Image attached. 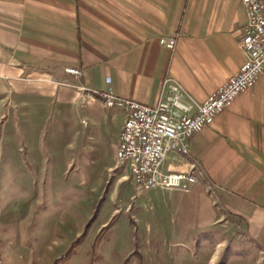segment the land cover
Wrapping results in <instances>:
<instances>
[{"label":"crops","instance_id":"1","mask_svg":"<svg viewBox=\"0 0 264 264\" xmlns=\"http://www.w3.org/2000/svg\"><path fill=\"white\" fill-rule=\"evenodd\" d=\"M246 22L239 0H0V135L56 133L62 113L84 112L118 142L124 115L106 111L102 93L153 106L172 79L200 104L245 62ZM171 37L173 50L160 45ZM186 148L169 147L160 169L197 183L147 192L155 231L170 240L229 233L247 256L240 264H264V75Z\"/></svg>","mask_w":264,"mask_h":264},{"label":"rangeland","instance_id":"2","mask_svg":"<svg viewBox=\"0 0 264 264\" xmlns=\"http://www.w3.org/2000/svg\"><path fill=\"white\" fill-rule=\"evenodd\" d=\"M61 116L56 133L14 127L0 135V264L245 262L229 233L170 240L156 232L142 204L147 192L116 159L118 142L84 112Z\"/></svg>","mask_w":264,"mask_h":264},{"label":"built area","instance_id":"3","mask_svg":"<svg viewBox=\"0 0 264 264\" xmlns=\"http://www.w3.org/2000/svg\"><path fill=\"white\" fill-rule=\"evenodd\" d=\"M246 11L247 22L241 38L246 60L225 84L207 100L194 104L192 98L175 80L165 79L158 102L153 106L122 99L107 91L101 94L106 107H124V121L119 134L116 159L124 163L131 180L140 192L154 188L188 191L197 182L189 173H164L160 165L169 147L186 153V140L212 124L234 100L264 75V0H239ZM176 39L161 38L160 45L173 50ZM69 75L81 71L67 68ZM188 101L189 104H186ZM192 105L196 110L191 113Z\"/></svg>","mask_w":264,"mask_h":264},{"label":"bare ground","instance_id":"4","mask_svg":"<svg viewBox=\"0 0 264 264\" xmlns=\"http://www.w3.org/2000/svg\"><path fill=\"white\" fill-rule=\"evenodd\" d=\"M107 108H109V107H107ZM115 109H118V110H121V111L124 112V107L123 106H115ZM172 148L177 150V147H172Z\"/></svg>","mask_w":264,"mask_h":264}]
</instances>
